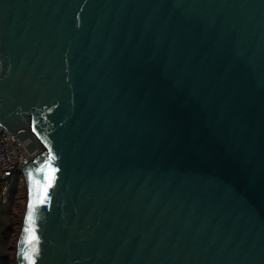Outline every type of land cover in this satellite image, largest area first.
Wrapping results in <instances>:
<instances>
[{"label":"water","instance_id":"95a60500","mask_svg":"<svg viewBox=\"0 0 264 264\" xmlns=\"http://www.w3.org/2000/svg\"><path fill=\"white\" fill-rule=\"evenodd\" d=\"M0 126L15 264H264V0H0Z\"/></svg>","mask_w":264,"mask_h":264},{"label":"built area","instance_id":"2783aa9c","mask_svg":"<svg viewBox=\"0 0 264 264\" xmlns=\"http://www.w3.org/2000/svg\"><path fill=\"white\" fill-rule=\"evenodd\" d=\"M39 151L28 153L23 142L0 126V181L15 172L22 176V167Z\"/></svg>","mask_w":264,"mask_h":264},{"label":"rangeland","instance_id":"374dc122","mask_svg":"<svg viewBox=\"0 0 264 264\" xmlns=\"http://www.w3.org/2000/svg\"><path fill=\"white\" fill-rule=\"evenodd\" d=\"M19 175L21 177V173H19ZM21 181H20V187L18 193L16 194L17 196L15 198V203L12 209L10 210L11 207L9 208L5 207V205H8V202H4L1 208L2 212H0V220L4 216H6L8 217L9 220L8 222L11 221V224L8 226V228H6V231H10L7 234L6 244L0 246V248H3L6 253L5 264H15L16 241L21 228L22 216L24 213V209L28 197V191L23 176ZM6 211H8V213H5Z\"/></svg>","mask_w":264,"mask_h":264},{"label":"trees","instance_id":"16d2710c","mask_svg":"<svg viewBox=\"0 0 264 264\" xmlns=\"http://www.w3.org/2000/svg\"><path fill=\"white\" fill-rule=\"evenodd\" d=\"M21 179L22 176L20 177L19 173L15 172L9 177L0 181V212H2L1 208L4 202H8V205H5V207H11L10 210L14 206ZM5 213H8V211ZM8 221V217L6 216L0 220V246L6 244L7 234L10 232L6 231V228H8V226L11 224V221ZM5 258V250L0 248V264H5Z\"/></svg>","mask_w":264,"mask_h":264},{"label":"snow or ice","instance_id":"6c2138e0","mask_svg":"<svg viewBox=\"0 0 264 264\" xmlns=\"http://www.w3.org/2000/svg\"><path fill=\"white\" fill-rule=\"evenodd\" d=\"M49 158H50V159H54V157H51V156H50Z\"/></svg>","mask_w":264,"mask_h":264}]
</instances>
